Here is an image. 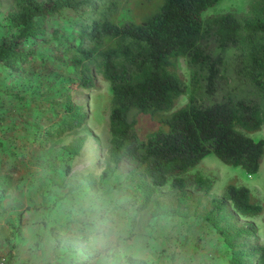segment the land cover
<instances>
[{"label": "trees", "instance_id": "obj_1", "mask_svg": "<svg viewBox=\"0 0 264 264\" xmlns=\"http://www.w3.org/2000/svg\"><path fill=\"white\" fill-rule=\"evenodd\" d=\"M215 1L157 0L152 13L135 21L128 1L10 0L2 16L0 68L21 78L26 62H47V56L72 72L56 75L63 115L37 137L39 145L83 124L65 80L83 89L92 88L97 75L106 80L107 164L98 179L125 173L144 203L155 188L168 186L175 196L154 197L150 215L197 217L221 237L226 264H264V242L248 220L261 205L248 187L228 182L219 196L209 198L204 192L211 180L199 171L187 173L207 152L254 172L264 150V0H247L243 12L201 16ZM52 18L66 21L65 28L61 31L63 24ZM42 45H48V55H35ZM178 57L185 61L187 81L177 68ZM38 83L40 92H49L51 76ZM181 95L185 101L176 105ZM141 115L151 128L141 129ZM256 129H262L261 137L246 134ZM83 140L84 135H75L62 147L75 154ZM59 242L73 250L85 245L76 236L56 237L54 244ZM124 260L146 264L130 255Z\"/></svg>", "mask_w": 264, "mask_h": 264}, {"label": "crops", "instance_id": "obj_2", "mask_svg": "<svg viewBox=\"0 0 264 264\" xmlns=\"http://www.w3.org/2000/svg\"><path fill=\"white\" fill-rule=\"evenodd\" d=\"M86 130H65L43 148L37 138L23 131L5 136L7 150L0 151V253L13 257L17 264H78L82 258L85 264H125V255L142 258L146 264H226L219 234L191 226L190 217H147L126 237L124 211L130 204L123 197L110 200L117 206L111 220L103 210L98 212L89 199L105 205V197L111 199L109 187L98 183L83 187L77 170L66 172L62 166L72 156L62 146ZM106 164L101 163L91 176L97 177ZM84 191L86 195L81 194ZM148 220L150 229L146 228ZM53 233L59 239L82 237L85 245L76 250L65 244L56 246ZM16 235L23 238L22 244L16 242Z\"/></svg>", "mask_w": 264, "mask_h": 264}, {"label": "rangeland", "instance_id": "obj_3", "mask_svg": "<svg viewBox=\"0 0 264 264\" xmlns=\"http://www.w3.org/2000/svg\"><path fill=\"white\" fill-rule=\"evenodd\" d=\"M124 1L129 2V14L135 21L139 20L144 15L152 13L158 4L157 0H120V3H124ZM246 3L247 0H216L214 3L203 8L200 11V15L205 16L226 10L243 12L245 11ZM9 8L10 0H0V31H2L4 27L2 16ZM64 12H67V10ZM67 14H69V11ZM52 19L51 21L56 23L59 22L63 24L66 22L63 19ZM64 28L65 26L63 24L60 30L62 31ZM48 49V45H42L36 50L35 55H42V57L46 56L48 55L46 54ZM44 59L47 60V62H43L42 60V63L37 58L32 62H26L25 71L22 72L23 77L21 78L13 79L7 75L5 69L0 68V137H3L2 142L6 150L5 135L7 136L9 132L23 131L28 133V135H33L37 131V138L47 133L46 127H49L50 130L53 129L54 126L52 125L54 124L51 122L60 120L63 115V111L61 110L62 101L60 95L57 94L59 82H57L58 77H56V75H67L66 77H71L72 72L70 74V70L67 67L65 68L59 60L55 61V59H50L47 56L44 57ZM177 68L185 81H187V69L185 61L181 57L177 59ZM24 75L28 76V78ZM47 75L51 76V88L49 92L42 93L40 92V87H37L39 85L38 82ZM29 81H32V84H29ZM63 83H65L67 87H71V100L77 104V108L83 113V124L77 127V129H72V131H85V129H87L86 132H83L84 134H78L84 135V140L79 147L80 150L78 149L71 157H67L62 163L63 168L65 169V166H67L69 169L77 170L79 178H83L79 180L78 183L83 181V187L88 186L91 188L93 182L94 184L98 183L109 187V196L111 199L105 197V205H103L100 200L95 202V199H89V201L94 202L93 204L96 205L98 212L103 210L108 220H111L112 216L117 212V206L113 204L115 202L111 201L118 197H123L125 203L130 204L129 208L124 211V216L127 218V232L129 229L133 230V228H136L141 221H146L147 217L150 220L158 216L159 214H149L153 206L152 199L154 197L173 198L176 194L175 190L168 188L166 185L159 186L155 188V192L149 201L144 203L143 196L137 198L138 196L136 195H138V190L133 189V185L125 173L108 174L103 177V179H98L99 176L95 177V180L91 178L92 173L99 168L101 163H107V158L104 154L106 152L108 138L107 112L110 95L108 82L97 75L95 76L94 85L89 89L77 87L71 79L65 80ZM184 101L185 96L181 95L177 98L176 105ZM140 121L143 123H140L142 130L151 128V126L145 125V115L140 116ZM246 134L253 139H257L262 136V129L249 131L246 132ZM54 138H57V136L43 142L40 145L41 148H43V146L45 147L47 142L57 141ZM1 150L3 151L2 147H0V151ZM98 156L102 157L99 159ZM195 171H199L203 176H207L211 180L209 189L204 192L209 198L219 196L225 184L228 182L248 187L252 197L261 205L259 214L248 218V220L253 221L257 226L261 241L264 242V150L260 157L258 167L254 172H247L238 164L225 163L218 159L212 152L204 154L193 167L189 168L187 173ZM131 190H133V192H131ZM86 193V191L81 192L82 195H86ZM88 194L93 193L89 191ZM140 215L143 219L140 218ZM149 220L147 221L146 228L152 226V224L148 223ZM188 221L191 226L194 227L198 225L204 226L205 232L213 231L206 223L197 217L191 216L188 218ZM54 236L57 237V235L53 233V237ZM14 239L16 242L19 241V244L23 243V238L17 237V235ZM61 244L62 243L59 242L56 246ZM42 253H44V250Z\"/></svg>", "mask_w": 264, "mask_h": 264}, {"label": "built area", "instance_id": "obj_4", "mask_svg": "<svg viewBox=\"0 0 264 264\" xmlns=\"http://www.w3.org/2000/svg\"><path fill=\"white\" fill-rule=\"evenodd\" d=\"M0 264H17V262L13 257L0 253Z\"/></svg>", "mask_w": 264, "mask_h": 264}]
</instances>
